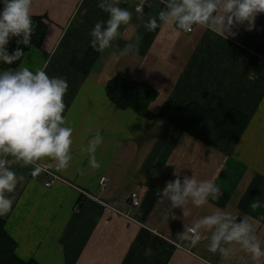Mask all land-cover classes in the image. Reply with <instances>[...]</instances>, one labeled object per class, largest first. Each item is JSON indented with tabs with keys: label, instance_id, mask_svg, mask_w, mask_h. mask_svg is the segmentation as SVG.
I'll return each mask as SVG.
<instances>
[{
	"label": "crops",
	"instance_id": "0c3cea01",
	"mask_svg": "<svg viewBox=\"0 0 264 264\" xmlns=\"http://www.w3.org/2000/svg\"><path fill=\"white\" fill-rule=\"evenodd\" d=\"M99 2L32 0L31 18H43L47 31L41 46L26 52L14 70L23 66L66 80L64 115L73 129V159L61 171L46 159L41 167L47 168L34 176L32 165L8 158L23 179L13 193H6L13 205L0 221L16 243L18 258L38 264H255L235 243H222L234 250L228 258L209 252L215 228L202 227L195 247L178 234L221 212L247 218L264 242V14L254 30L225 39L199 26L191 33L171 25L148 31L149 19L161 23L164 0H118L119 7L131 12V21L100 53L90 44V30L108 19ZM138 38V52L121 56ZM90 54L94 61L87 73L74 67ZM117 78L155 90L157 98L149 106L154 117L169 102L207 110L198 136L161 118L118 108L107 94L108 84ZM231 111L250 118L238 144L217 134ZM97 130L104 138L96 153L101 167L92 169L86 149ZM46 170L62 180L47 187ZM175 171L181 180L193 174L198 181L211 180L222 195L218 200L209 195L199 208L189 200L190 214L184 217L158 195L166 181L176 179ZM132 193L139 194L140 207L129 205ZM253 202L258 207L252 208Z\"/></svg>",
	"mask_w": 264,
	"mask_h": 264
},
{
	"label": "clouds",
	"instance_id": "9594fccd",
	"mask_svg": "<svg viewBox=\"0 0 264 264\" xmlns=\"http://www.w3.org/2000/svg\"><path fill=\"white\" fill-rule=\"evenodd\" d=\"M167 10H161L157 18H151L145 25L148 31L164 29L171 25L177 32L191 33L194 27H202L217 36L235 38L240 30L252 31L256 20L264 14V0H164ZM0 63L11 65L19 60L23 48L17 47L9 52L8 46L15 38L17 45L28 47L34 33L32 23V0H0ZM97 6L108 14V19L99 20L90 30V44L100 53L112 46L120 34L122 25L131 21V12L118 6V0L106 4L100 0ZM137 44L126 45L121 56L135 54ZM68 84L64 78L50 77L45 71H31L21 66L18 70H0V217L7 215L13 199L6 193H13L23 179L11 169L9 157L23 166H33L32 174L38 175L45 169L42 161H55L56 170L67 169L72 161L71 146L73 129L66 126L64 96ZM104 138L97 130L89 140L86 153L89 167L99 169L96 158L98 148ZM175 180L165 182L158 195L171 201L173 208H180L184 217L189 216L186 205L189 200L197 208L208 201L209 195L218 200L221 189L211 180L198 181L193 174L181 180L177 171ZM252 208L258 207L256 202ZM206 227L215 231L211 234L208 251L217 252L224 258L234 250L222 247L235 243L248 254L255 264L264 260V242L255 233L247 218H233L216 212L204 216L194 227H186L178 236L190 242L192 247L202 239L200 229Z\"/></svg>",
	"mask_w": 264,
	"mask_h": 264
},
{
	"label": "trees",
	"instance_id": "16d2710c",
	"mask_svg": "<svg viewBox=\"0 0 264 264\" xmlns=\"http://www.w3.org/2000/svg\"><path fill=\"white\" fill-rule=\"evenodd\" d=\"M32 23L34 33L31 37V44L28 47L17 45L16 39L14 38L10 42V44L13 43L10 52L17 47H21L23 48V54L19 60L11 65L2 63L1 67L4 70L16 69L21 64L26 52L41 46L47 31V26L43 18L40 17H33ZM93 61L94 56L90 54L85 62L74 63V67L87 73ZM107 94L118 108L123 110L133 109L138 115L143 117L152 119L161 118L193 137L198 136L199 130L207 117V110L197 105L180 106L172 102L166 103L160 114L154 117L150 112L149 106L157 98L155 90L147 84L127 81L122 78L114 79L108 84ZM249 123L250 118L247 115L238 111H231L217 127V134L224 140L238 144L247 130ZM0 264H38L34 261L24 262L18 258L16 254V243L6 232L3 221H0Z\"/></svg>",
	"mask_w": 264,
	"mask_h": 264
},
{
	"label": "built area",
	"instance_id": "2783aa9c",
	"mask_svg": "<svg viewBox=\"0 0 264 264\" xmlns=\"http://www.w3.org/2000/svg\"><path fill=\"white\" fill-rule=\"evenodd\" d=\"M142 9H143L142 6H137V7H136V11H137V12H141ZM243 34H244V30L241 29L239 35H243ZM45 172L48 174V177H49V181H48L47 184H46L47 187H51V186L55 183V181L62 180L59 176H57L56 174H54L53 172H51V171H49V170H46ZM106 183H107L106 178H103V179L101 180V185H102V187H104V186L106 185ZM129 205H130L131 207H140V205H141V198H140V196H139L138 193H132V194H131V196H130V201H129ZM108 207H109V206H108ZM109 208H111V209H112L114 212H116L117 214H120V213H121V212H119L118 210H116L115 208H113L112 206L109 207ZM120 215H122V213H121Z\"/></svg>",
	"mask_w": 264,
	"mask_h": 264
},
{
	"label": "rangeland",
	"instance_id": "374dc122",
	"mask_svg": "<svg viewBox=\"0 0 264 264\" xmlns=\"http://www.w3.org/2000/svg\"><path fill=\"white\" fill-rule=\"evenodd\" d=\"M40 163H41V162H40ZM41 164H42V163H41ZM43 167H44V169L47 168V167H45V165H43ZM49 171H51V170H49ZM51 172H53V171H51ZM53 173L55 174V172H53Z\"/></svg>",
	"mask_w": 264,
	"mask_h": 264
}]
</instances>
